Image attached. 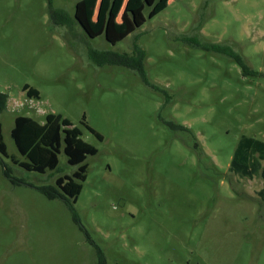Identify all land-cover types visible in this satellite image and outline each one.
I'll use <instances>...</instances> for the list:
<instances>
[{
    "label": "rangeland",
    "instance_id": "1",
    "mask_svg": "<svg viewBox=\"0 0 264 264\" xmlns=\"http://www.w3.org/2000/svg\"><path fill=\"white\" fill-rule=\"evenodd\" d=\"M79 1L53 0L73 20L58 26L49 0H0V264H98L97 246L106 264H264V178L229 170L243 136L264 142V0H144L141 12L132 0V18L98 37L76 22ZM194 37L262 76L184 42ZM136 40L169 102L133 71L88 57L131 54ZM48 114L98 150L85 161L79 222L66 200L38 190L78 171L63 147L45 174L13 161H28L12 138L16 117L44 124Z\"/></svg>",
    "mask_w": 264,
    "mask_h": 264
},
{
    "label": "trees",
    "instance_id": "2",
    "mask_svg": "<svg viewBox=\"0 0 264 264\" xmlns=\"http://www.w3.org/2000/svg\"><path fill=\"white\" fill-rule=\"evenodd\" d=\"M132 0H81L77 5L78 15L76 22L83 27L87 36L98 37L104 32L111 33V29H116L118 24L125 22V18H132L131 10ZM143 2V3H142ZM138 1V9L140 12L144 8V0ZM49 9L51 12V20L58 26H72V18L62 9L53 7V0H49ZM122 18V21L119 20ZM91 37V36H90ZM92 37V38H93ZM120 37L115 42L123 40ZM184 42L202 49L207 52H213L229 57L234 60L244 71L245 75H260L249 69L243 57L235 53L230 47L201 42L197 38H185ZM147 52L142 49L136 40L134 49L131 54L117 53L111 51H99L91 49L88 57L97 66H121L125 67L141 77L143 82L152 89L162 92L166 101L169 102V96L157 86L153 85L148 77L145 68L147 60ZM24 91L30 98H39V92L29 86L24 87ZM8 95L0 93V115L7 109ZM171 129H185L173 122H168ZM89 131L93 133L99 140H103V136L91 127L87 126ZM12 138L21 156L27 158V162H19L13 158V161L20 167L30 172L45 174L48 170L55 171L59 165V154L63 147L64 153L68 158V163L72 166H78L72 176H62L56 179V188L52 186H42L38 190L49 199L63 198L66 200L74 220L79 222L78 214L74 204L83 190V183L87 179L88 166L85 161L88 156H94L98 150L82 139V131L78 127H74L72 122L64 118L62 115L48 114L44 124H40L34 119L26 116H18L15 119V126L12 130ZM0 153L8 157L7 146L4 142L2 125L0 124ZM262 161H264V142L251 137L243 136L235 150L229 170L241 178L253 179L260 175L264 178V170H262ZM7 175V174H6ZM9 176V175H8ZM67 196V198H65ZM259 196L264 201V190L259 192ZM99 261L98 264H106L103 251L96 247Z\"/></svg>",
    "mask_w": 264,
    "mask_h": 264
}]
</instances>
